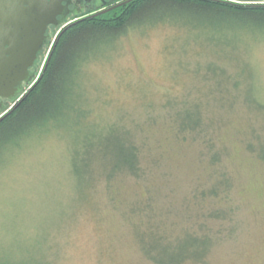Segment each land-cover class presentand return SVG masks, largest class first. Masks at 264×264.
Instances as JSON below:
<instances>
[{
    "label": "rangeland",
    "instance_id": "obj_1",
    "mask_svg": "<svg viewBox=\"0 0 264 264\" xmlns=\"http://www.w3.org/2000/svg\"><path fill=\"white\" fill-rule=\"evenodd\" d=\"M172 31L160 26L144 39L133 33L115 53L88 66L86 88L94 99L97 128L107 134L114 121L112 136L120 131L119 123L133 129L144 173L121 174L111 187L99 176L87 190L72 172V142L52 137L37 144L34 139L28 153L23 150L0 171L2 230L7 222L18 224L3 235V245L21 255L33 248L29 245L54 244L57 264H155L136 243L135 225L142 217L131 216L132 207H146L154 198L157 208H167L166 217L181 221L178 214L190 211L186 195L211 186L215 171L228 173L231 187L225 197L209 196L204 206L230 212L226 219L207 221L209 230L217 231L208 261L264 264V162L246 146L250 126L261 131L264 118L250 109L244 90L230 87L221 102L214 83L171 75L174 58H167L162 48ZM258 58L263 66L258 80L264 87V52ZM196 98L205 104L209 125L204 132L179 134L173 113L182 99ZM214 151L220 158L211 164ZM188 205L192 209L195 202Z\"/></svg>",
    "mask_w": 264,
    "mask_h": 264
},
{
    "label": "trees",
    "instance_id": "obj_2",
    "mask_svg": "<svg viewBox=\"0 0 264 264\" xmlns=\"http://www.w3.org/2000/svg\"><path fill=\"white\" fill-rule=\"evenodd\" d=\"M160 26L174 30L162 48L167 58H174L171 75L214 83L221 102L230 87L244 90L250 109L264 118V87L258 80L263 71L258 57L264 52V6L231 0H133L81 19L59 34L38 82L0 121V171L23 150L28 153L34 139L42 143L56 137L72 142V172L87 190L99 176L110 187L121 174L141 176V149L134 130L119 123L120 131L112 136L109 129L114 121L107 134L97 128L94 99L88 95L86 80L91 63L115 53L119 43L133 33L144 39L150 29ZM244 82H249L245 89ZM199 100L182 99L180 109L173 113L179 134L207 129L205 104ZM252 127L247 149L264 162V125L261 131ZM219 158L220 152L214 151L209 159L213 164ZM214 173L211 186L199 189L198 184L197 190L186 195L190 211L178 214L181 221L166 217L167 208H157L154 198L146 207H132L130 215L142 217L135 225L136 243L149 260L155 264H211L207 257L217 231L209 230L207 221L226 219L230 210L205 207L204 201L209 196L225 197L231 187L228 173ZM191 202H195L193 210L188 205ZM5 225L3 232L0 224V264H57L52 256L54 244L46 248L29 245L33 248L21 255L3 245V235L18 227L11 222Z\"/></svg>",
    "mask_w": 264,
    "mask_h": 264
},
{
    "label": "flooded vegetation",
    "instance_id": "obj_3",
    "mask_svg": "<svg viewBox=\"0 0 264 264\" xmlns=\"http://www.w3.org/2000/svg\"><path fill=\"white\" fill-rule=\"evenodd\" d=\"M6 0H0L3 2ZM133 0H54L55 7L47 9L50 21L46 22L43 30H39L44 17L41 11H38L35 3L31 6L28 3L24 7L23 14L29 29L20 28L21 33L14 36L10 34L9 41L0 38L2 53L0 55V64H9L14 67H27L25 74L12 75L11 82H15L14 90L11 94L0 93V117L6 113L12 112L15 107L25 98V95L33 85L38 82L43 67L51 56L52 49L56 45L57 38L65 28L93 14H105L110 9L128 3ZM244 2H255L258 0H238ZM18 40V41H17ZM25 45V56H17L15 52L22 51L19 45ZM6 60V61H5ZM5 62V63H3ZM11 92V91H9Z\"/></svg>",
    "mask_w": 264,
    "mask_h": 264
},
{
    "label": "water",
    "instance_id": "obj_4",
    "mask_svg": "<svg viewBox=\"0 0 264 264\" xmlns=\"http://www.w3.org/2000/svg\"><path fill=\"white\" fill-rule=\"evenodd\" d=\"M240 2L237 0H231ZM28 3L29 5H33L35 3V0H6L3 2H0V38L3 40H8L10 34L14 33V36L18 33H21L20 28H24L25 30H28L30 27L26 22V19H24L23 14H25L26 10L31 11V6L26 9L24 7V4ZM241 3V2H240ZM49 11L47 9L41 10V16L44 17L42 25L39 27V30H43L46 22L50 21L49 15L54 16L55 14H47ZM18 41V40H17ZM20 48L24 49L19 52H15L17 56H25V45H19ZM2 49L0 46V55L2 53ZM6 61V60H5ZM5 63V62H3ZM27 70V67H14L12 65H9L7 63L0 64V93H8L11 94L14 90L15 82H11V76L16 74H25ZM11 91V92H9ZM9 113V112H8ZM4 114L0 117V121L8 114Z\"/></svg>",
    "mask_w": 264,
    "mask_h": 264
},
{
    "label": "snow or ice",
    "instance_id": "obj_5",
    "mask_svg": "<svg viewBox=\"0 0 264 264\" xmlns=\"http://www.w3.org/2000/svg\"><path fill=\"white\" fill-rule=\"evenodd\" d=\"M260 6H264V0H258ZM55 7L54 0H36V8L38 11L51 9ZM2 129H0V135H2Z\"/></svg>",
    "mask_w": 264,
    "mask_h": 264
},
{
    "label": "built area",
    "instance_id": "obj_6",
    "mask_svg": "<svg viewBox=\"0 0 264 264\" xmlns=\"http://www.w3.org/2000/svg\"><path fill=\"white\" fill-rule=\"evenodd\" d=\"M240 2H241V1H240ZM243 3H255V2H244V1H243Z\"/></svg>",
    "mask_w": 264,
    "mask_h": 264
},
{
    "label": "clouds",
    "instance_id": "obj_7",
    "mask_svg": "<svg viewBox=\"0 0 264 264\" xmlns=\"http://www.w3.org/2000/svg\"><path fill=\"white\" fill-rule=\"evenodd\" d=\"M238 1V0H237ZM241 2H243V1H241ZM251 4H253V3H251Z\"/></svg>",
    "mask_w": 264,
    "mask_h": 264
}]
</instances>
